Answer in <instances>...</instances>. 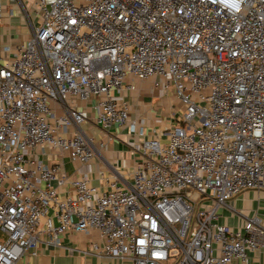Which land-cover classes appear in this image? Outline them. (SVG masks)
Returning <instances> with one entry per match:
<instances>
[{
	"label": "built area",
	"instance_id": "1",
	"mask_svg": "<svg viewBox=\"0 0 264 264\" xmlns=\"http://www.w3.org/2000/svg\"><path fill=\"white\" fill-rule=\"evenodd\" d=\"M35 14L29 40L0 49V264L66 231L96 230L93 254L133 264H231L264 246L259 217L240 230L217 222L228 200L264 190V0H37ZM149 77L184 108L166 143L112 94ZM69 95H92L97 125L135 136L131 185L99 191L59 164L29 166L36 146L94 155ZM65 183L73 194L60 197Z\"/></svg>",
	"mask_w": 264,
	"mask_h": 264
},
{
	"label": "crops",
	"instance_id": "2",
	"mask_svg": "<svg viewBox=\"0 0 264 264\" xmlns=\"http://www.w3.org/2000/svg\"><path fill=\"white\" fill-rule=\"evenodd\" d=\"M36 1H4L0 18V49L3 45L14 48L29 40L40 20L35 14ZM154 82L159 85L154 86ZM128 83H132L135 88L127 89L122 94L112 92L113 96L128 103L131 119L144 121L147 137H155L161 143H166V131L177 123L180 112L184 109L174 97L172 88L163 91L159 77L143 80L130 78ZM48 105L56 117L65 112V107L54 101H50ZM66 105L87 112V119L80 124V128L92 140L94 155L87 163H81L70 159L61 149L36 146L28 150L29 166L36 169L39 163L59 164L60 171L67 177H84L99 191L108 190L111 183L131 185L140 155L132 149L135 136L129 133L128 127L114 125L104 129L97 125L96 98L92 95L87 98L69 95ZM63 135L70 137L71 130L68 129ZM51 184L56 185V181L52 180ZM58 194L66 197L72 195L73 191L65 183L58 188ZM254 217L261 219L264 229V190H246L217 209V222L233 230L242 229L245 222ZM97 234L96 230L66 231L58 237V245L44 240L36 256L25 254L17 264H133L129 260L107 259L93 254L90 242ZM231 264H264V246L249 251L245 261L234 259Z\"/></svg>",
	"mask_w": 264,
	"mask_h": 264
},
{
	"label": "rangeland",
	"instance_id": "3",
	"mask_svg": "<svg viewBox=\"0 0 264 264\" xmlns=\"http://www.w3.org/2000/svg\"><path fill=\"white\" fill-rule=\"evenodd\" d=\"M6 236L4 234L0 233V242H3L5 240Z\"/></svg>",
	"mask_w": 264,
	"mask_h": 264
}]
</instances>
